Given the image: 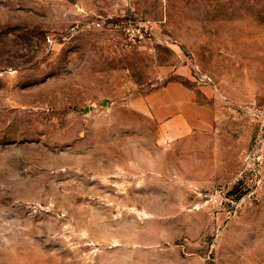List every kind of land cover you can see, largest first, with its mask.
<instances>
[{
    "label": "rangeland",
    "instance_id": "obj_1",
    "mask_svg": "<svg viewBox=\"0 0 264 264\" xmlns=\"http://www.w3.org/2000/svg\"><path fill=\"white\" fill-rule=\"evenodd\" d=\"M0 264H264V0H0Z\"/></svg>",
    "mask_w": 264,
    "mask_h": 264
},
{
    "label": "crops",
    "instance_id": "obj_2",
    "mask_svg": "<svg viewBox=\"0 0 264 264\" xmlns=\"http://www.w3.org/2000/svg\"><path fill=\"white\" fill-rule=\"evenodd\" d=\"M135 107L149 113L162 124L164 131L177 137L185 136L207 122L202 115L207 109L196 104L193 92L180 84L154 91L143 100H137Z\"/></svg>",
    "mask_w": 264,
    "mask_h": 264
}]
</instances>
